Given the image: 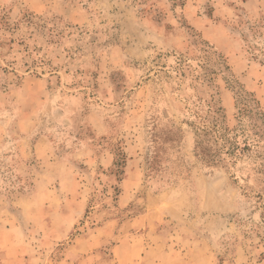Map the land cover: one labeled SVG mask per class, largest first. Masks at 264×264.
Listing matches in <instances>:
<instances>
[{
  "label": "rangeland",
  "instance_id": "1",
  "mask_svg": "<svg viewBox=\"0 0 264 264\" xmlns=\"http://www.w3.org/2000/svg\"><path fill=\"white\" fill-rule=\"evenodd\" d=\"M238 93L264 0H0V264H264V118L195 154Z\"/></svg>",
  "mask_w": 264,
  "mask_h": 264
},
{
  "label": "trees",
  "instance_id": "2",
  "mask_svg": "<svg viewBox=\"0 0 264 264\" xmlns=\"http://www.w3.org/2000/svg\"><path fill=\"white\" fill-rule=\"evenodd\" d=\"M237 95L238 98L236 105L238 110V120L241 122L244 120V116H251L255 122L252 124L245 123V127L239 125L229 128L219 121L218 117L214 116V122L212 123L211 128H201V132L196 134L195 140V154L207 165H211L212 163H215L216 160L220 159V154L223 148L229 155L238 152L241 153L242 151L249 149L250 146L255 145L254 138L261 136L257 132L258 125L256 123L257 120L264 118V114L260 109L259 101L256 100L251 93L249 94L251 98L243 93H238ZM238 131H241L242 133L245 132L242 141L236 140V136L239 134ZM258 195L261 200L264 216V189Z\"/></svg>",
  "mask_w": 264,
  "mask_h": 264
}]
</instances>
